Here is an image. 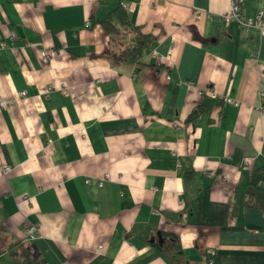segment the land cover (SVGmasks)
Returning a JSON list of instances; mask_svg holds the SVG:
<instances>
[{
  "label": "crops",
  "instance_id": "obj_1",
  "mask_svg": "<svg viewBox=\"0 0 264 264\" xmlns=\"http://www.w3.org/2000/svg\"><path fill=\"white\" fill-rule=\"evenodd\" d=\"M231 1L0 0L7 243L29 250V222L41 264H264V35L224 20ZM119 2L157 37L138 61L111 57L133 36L101 24Z\"/></svg>",
  "mask_w": 264,
  "mask_h": 264
},
{
  "label": "trees",
  "instance_id": "obj_2",
  "mask_svg": "<svg viewBox=\"0 0 264 264\" xmlns=\"http://www.w3.org/2000/svg\"><path fill=\"white\" fill-rule=\"evenodd\" d=\"M101 24L111 34L117 35L122 32H133V36L128 42L118 49H114L111 52V57L114 63H122L126 61H138L142 58L144 52L151 48L157 37L151 33H145L142 31L140 25H136L132 22L131 17L127 9L124 7L122 2H119L114 6L109 15L101 20ZM195 36L200 38L199 33L196 31ZM205 109L201 106L196 107L190 114L189 119H194L201 114ZM5 225L0 219V254L4 252H11L14 256L18 255L28 264H41L39 258L35 257L33 253L27 250L21 240L6 242L2 232L5 231ZM172 251L165 250L166 253L173 260H178L182 254L180 244L171 249ZM175 254V256L173 255Z\"/></svg>",
  "mask_w": 264,
  "mask_h": 264
},
{
  "label": "built area",
  "instance_id": "obj_3",
  "mask_svg": "<svg viewBox=\"0 0 264 264\" xmlns=\"http://www.w3.org/2000/svg\"><path fill=\"white\" fill-rule=\"evenodd\" d=\"M245 0H232L231 6L227 12L223 14V18L226 22H230L232 20H238L242 23L246 30H255L260 35H264V16L261 13H258L254 18H247L244 15ZM127 9H131V6L128 4H124ZM16 32H12L11 35H15ZM0 44L3 46L5 44V40L0 33ZM156 52V51H155ZM158 60L163 61L164 57L161 54H158ZM167 58H170V54ZM42 59L45 64L51 63L53 60H60L61 59V51L59 49H44L42 51ZM168 78L170 79L171 76L169 75ZM206 92L210 95L216 96V91L212 87H208ZM26 91H22V95H25ZM230 102H234V100H229ZM5 103L0 100V107L4 106ZM2 170L4 173H8L11 170V167L8 165L2 166ZM110 178L109 173L105 174L99 181L100 185H103L104 181ZM154 212H158L157 209H153ZM25 236H24V243L26 247L31 250L33 253V243L40 235V224L39 223H25ZM102 249V246H100Z\"/></svg>",
  "mask_w": 264,
  "mask_h": 264
},
{
  "label": "water",
  "instance_id": "obj_4",
  "mask_svg": "<svg viewBox=\"0 0 264 264\" xmlns=\"http://www.w3.org/2000/svg\"><path fill=\"white\" fill-rule=\"evenodd\" d=\"M159 235H161V233H159ZM162 240H163V239L161 238V239H160V242H162Z\"/></svg>",
  "mask_w": 264,
  "mask_h": 264
}]
</instances>
